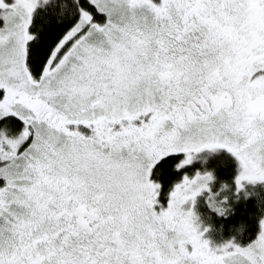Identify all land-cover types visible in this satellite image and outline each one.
<instances>
[{
  "label": "snow or ice",
  "instance_id": "1",
  "mask_svg": "<svg viewBox=\"0 0 264 264\" xmlns=\"http://www.w3.org/2000/svg\"><path fill=\"white\" fill-rule=\"evenodd\" d=\"M218 149L264 184V0H0V264H264L259 192L244 242L183 207L208 170L154 207Z\"/></svg>",
  "mask_w": 264,
  "mask_h": 264
},
{
  "label": "trees",
  "instance_id": "2",
  "mask_svg": "<svg viewBox=\"0 0 264 264\" xmlns=\"http://www.w3.org/2000/svg\"><path fill=\"white\" fill-rule=\"evenodd\" d=\"M62 25H53L45 36L46 39L53 38ZM44 35V33H42ZM199 170L211 169L214 179L210 182V189L215 193L214 199L219 201L224 207V211L218 213L214 207H210L206 197V191L203 196L199 197L197 203V213L202 223L207 228V236L215 243H221L228 238H235L244 242L251 234L255 226V215L257 210L256 196L252 192H259L264 195V184H246L243 189L235 190L233 177L236 174V164L233 157L207 158L205 166H198ZM160 175L164 182H167L171 176L169 163H166L160 169ZM221 181L227 183V187L221 188ZM245 191L250 194L245 196ZM226 199H222L225 198ZM242 227L241 231L237 229Z\"/></svg>",
  "mask_w": 264,
  "mask_h": 264
},
{
  "label": "flooded vegetation",
  "instance_id": "3",
  "mask_svg": "<svg viewBox=\"0 0 264 264\" xmlns=\"http://www.w3.org/2000/svg\"><path fill=\"white\" fill-rule=\"evenodd\" d=\"M183 153H176V154H170L168 157L162 159V161L157 165V168L160 169L162 168V166H164L166 163H169L170 166V171H171V176L169 177L167 182L163 181V178L161 177L160 173L157 174L156 171L153 172V178L156 180H159L161 182L162 188H161V192L160 195L157 197V199L160 201L159 205H155L154 207L159 208L161 205L162 206H166L167 203V192L169 190L170 184L171 182L178 178L183 172H188L189 174L194 173L197 170V167L200 166H205L206 164V160L207 158H219V157H224V159H226V157H232L226 150L224 149H218L216 151H209V150H202L200 153H197L195 155V158L187 165H185L182 169H175L173 167L174 163L183 158ZM236 164V162H235ZM206 191H204L205 193ZM203 196V191L198 194L195 197V202L193 203L191 200L186 201L185 204L183 205V207L187 208L189 206H191L194 210V212L196 213V217L197 220L199 221V225L201 228H205V225L202 223L201 219L199 218V215L197 213V203L199 201V197ZM204 235L206 238L209 239V237L207 236V230L204 232ZM210 244H218L213 242L212 240H210Z\"/></svg>",
  "mask_w": 264,
  "mask_h": 264
},
{
  "label": "clouds",
  "instance_id": "4",
  "mask_svg": "<svg viewBox=\"0 0 264 264\" xmlns=\"http://www.w3.org/2000/svg\"><path fill=\"white\" fill-rule=\"evenodd\" d=\"M194 158H195V157H194ZM208 171L212 172L211 169H208ZM212 174H213V172H212ZM213 177H214V174H213ZM222 185H223V186H227V183H226L225 181H221V188H223ZM222 199H223V198H222ZM196 223L199 225V221L197 220V217H196ZM208 227H210V226H209V225H206V226H205L206 229H207Z\"/></svg>",
  "mask_w": 264,
  "mask_h": 264
},
{
  "label": "rangeland",
  "instance_id": "5",
  "mask_svg": "<svg viewBox=\"0 0 264 264\" xmlns=\"http://www.w3.org/2000/svg\"><path fill=\"white\" fill-rule=\"evenodd\" d=\"M201 171H204V170L202 169ZM257 183H261V182H257ZM257 183H256V184H257ZM247 184H251V183H247ZM245 185H246V184H245ZM203 194H204V191H203Z\"/></svg>",
  "mask_w": 264,
  "mask_h": 264
}]
</instances>
